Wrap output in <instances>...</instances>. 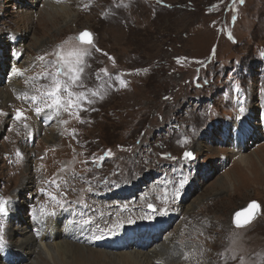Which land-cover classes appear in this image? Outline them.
Returning a JSON list of instances; mask_svg holds the SVG:
<instances>
[{"label": "rangeland", "instance_id": "rangeland-1", "mask_svg": "<svg viewBox=\"0 0 264 264\" xmlns=\"http://www.w3.org/2000/svg\"><path fill=\"white\" fill-rule=\"evenodd\" d=\"M46 1L0 0V89L11 98L0 99V201L8 210L0 215V263H20L10 233L43 208L55 212L61 230L84 227L86 242H70L97 251L151 257L172 240L188 251L166 264L201 257L205 264H264V0H54L65 14L45 13ZM85 30L92 45L75 39ZM75 47L91 55L82 61L83 86L70 88L74 106L67 93L58 109L47 108L50 100L33 102L52 87L51 77H42L55 71V53L69 57ZM12 66L22 73L16 92ZM80 92L86 97L77 102ZM36 107L45 110L42 118ZM26 176L31 184L20 191ZM252 202L258 216L237 228L234 214ZM50 218L34 217L32 229ZM152 226L161 232L151 246ZM123 232L131 244L108 250ZM139 241L145 247L135 248ZM65 259L59 264H73ZM117 259L112 264H128Z\"/></svg>", "mask_w": 264, "mask_h": 264}, {"label": "bare ground", "instance_id": "bare-ground-1", "mask_svg": "<svg viewBox=\"0 0 264 264\" xmlns=\"http://www.w3.org/2000/svg\"><path fill=\"white\" fill-rule=\"evenodd\" d=\"M53 1L54 0H47L46 1L48 3L47 4L48 7L47 6L46 7L49 8V9L46 8L45 13L48 10H50V8L52 10H56V11L66 9V7H63V6H57L56 4H54ZM62 1H64V0H62ZM65 1H68V0H65ZM65 12L66 11L64 10L63 13L65 14ZM24 17L26 18V20H28V17H26V16H24ZM63 19L65 20V18H63ZM1 61H3V58L1 59ZM0 64L2 66L1 62H0ZM13 67L14 66H12V70H11L12 78H11V82H9L10 83L9 85H10V90L13 91V92H16L19 85L17 86V84L15 83V80H16L15 76L16 75L13 73ZM6 89H0V99L3 102H5V103H10L11 98H10L9 92ZM30 116H33V115H30ZM47 121H49V119H47ZM238 123H240V122H238ZM239 128H241V127L239 126ZM248 129H250V127H248L247 130ZM240 134H241V132H240ZM52 136L53 135H47V137H45V138L49 137V139L52 138L51 140H55V138L52 137ZM49 142L50 143H54L52 141H49ZM237 142L241 143L240 136H239V138H237ZM238 146H239V144H238ZM239 147H241V146H239ZM240 149H242V148H240ZM239 154H240V151H238L235 154L236 155V157H235L236 159L235 160H237V162H240V163L243 164L246 161H244V157H242V155H239ZM31 181H32V179L29 178V177H27V179H24V181L22 182V184L19 187V190L22 191V189L24 190V188H26V187L28 188V185L31 184ZM48 182L49 181H47V183ZM219 186H221L223 189H224V187H228L227 182H225V181H223V182L219 181ZM170 199H171V196H170ZM171 202H173V205L175 207L176 213L179 212V210H178L180 208L179 205L175 201H169V204H171ZM103 206H105V203H104ZM126 206H127V204H126ZM164 207L168 208L170 206L166 205ZM16 208H17L16 206L13 207L12 211H14ZM168 209L171 211L170 208H168ZM189 210H191V209H189ZM105 212H106V210H105ZM187 212H188V210L185 211L184 213H181L182 221H184V220H186L188 218V215L186 216V214H188ZM55 215L51 216V217H53V218H50L52 221H50V220L46 221V219H43L42 222L40 221L37 224L39 226H37L35 228V231H34L32 229V226H33L32 222H33V224H36V221L34 220V217H36V213L33 212L29 217L28 216L25 217L27 220L23 219L25 221L24 222L25 224H24V226L22 228L19 227L17 229V232L14 231V230L11 231L9 240L11 242V245L12 244L13 245L10 248V250H12V252L14 253V254L13 253L12 254L14 255V257L16 259L20 258V259H18L20 263L23 262V263H27V264H49L48 262L51 261V262H53L55 264H59L60 263L59 259H61L63 257V259L66 258V259L71 260V262L73 264H97V263L98 264L99 263L100 264H112V260L111 259H114V258L115 259L118 258L117 259L118 262H125V263L127 262L128 264H130V263L131 264H142V262H140V260H142V258H143V261H145L144 262L145 264H166V261H169V260L173 259L176 256V254H178L177 257H180L181 251H185L186 250L185 254L188 251V249H186L188 247H183V248H178L177 247L176 248L175 246H173L171 244V243H173L172 240H171L170 244H167V246H165V248H164V246L162 244L161 245H157L159 240L156 239V236H154V235L158 234L159 232H161V230L155 229L154 226H152L151 229H148L150 234H149V236L146 239L147 240V244H151V246L152 245H157V248H155V250H153V252L151 253V257H148V253L145 256H143V254L141 252H137V253H134V254L133 253H128V254H125V253L113 254L112 253L111 254V253H107V252H104V251H97V250L93 249L94 247L93 248H89L88 244L86 245L88 247L87 248L84 245L80 246L77 242L76 243H71L70 239L72 237H73L74 240H78V241H81V242H84V243L86 242V239H85L86 230H85V228L84 227H80L79 228V227L73 226L69 230L70 227L66 226V228H64V230H61V228H63L61 226H65V225H63V223H61V220H59V222H58L59 218L55 221L54 220ZM129 215H131V214L128 213V215H125L124 217L128 218ZM139 215L141 216V214H139ZM116 217H117L118 221H120V219L124 220L122 217L118 216L117 212H116ZM197 222H199V221H197ZM56 223H57V225H56ZM46 224L47 225L49 224V226H51L50 230H47ZM58 224H60V225H58ZM64 224H65V221H64ZM69 224H70V222H69ZM148 225H147V227H148ZM133 230H136V229L133 228L132 230H129V231H133ZM133 233H135V232L133 231ZM170 234H172V233H170ZM170 234L166 238H168V237L170 238ZM133 236H135V235H133ZM152 236H154V237H152ZM124 237H125V235H124ZM124 237H123V234L117 235L116 239H114L111 242V245H110L108 250H110V249L111 250H114V249L118 250V249L124 247L123 245L128 247L131 244V241H128V238H124ZM50 242H53V243H50ZM116 243H119V244H116ZM145 245H146L145 242L144 243L143 242L140 243V241H139V243H137V245L135 247H138V248L141 249V248L145 247ZM101 248L103 250L104 249L106 250V248L104 246H101ZM129 248H131V247H129ZM231 252L233 253V251L229 250V253H231ZM140 254L142 255L141 256L142 258L140 257ZM135 255H137V256H135ZM138 256H139L140 260L138 259ZM14 263L15 262H12V264H14ZM20 263H18V264H20ZM189 263L190 264H205V261L201 257L200 259L194 258L193 260L189 261ZM0 264H2V262ZM186 264H188V263H186Z\"/></svg>", "mask_w": 264, "mask_h": 264}, {"label": "snow or ice", "instance_id": "snow-or-ice-1", "mask_svg": "<svg viewBox=\"0 0 264 264\" xmlns=\"http://www.w3.org/2000/svg\"><path fill=\"white\" fill-rule=\"evenodd\" d=\"M241 3H243V0H240ZM80 44H87L92 45L93 40L91 33L88 31H82L79 33L78 37H76ZM96 51H100L99 49H96ZM57 60L55 61L54 67L55 71L46 73L44 79H47L49 76L51 77L52 87L50 90H48L46 93H42L41 97H37L36 95L31 96V100L33 102H37L38 99L48 101L50 100L51 103L47 104L48 109H58L62 101V93H67L68 96V106L72 107L73 104V96L74 93L70 90L72 86L82 87L81 83V76L84 72V67L82 64V61L84 57L90 56L91 52L88 51V49H82L79 47H75L74 50L69 54V57L62 56L59 52L55 53ZM38 59L43 60V57H39ZM109 59H112L109 57ZM51 63V62H50ZM13 73L17 76L21 75V70L17 68H13ZM59 77H65L66 79L61 80ZM123 84L124 82L121 81ZM39 91V89H37ZM93 96L96 95V93L92 94ZM25 98H28V94L24 93ZM86 97V93L80 92L76 95V101L79 102L81 99H84ZM89 103H91V100H88ZM45 110L41 107L35 108V114L37 116H40ZM241 111H244L243 108H241ZM22 117V113L17 110L15 113V119L20 120ZM17 155H20L19 152H17ZM184 158L187 160H190L193 158V153L190 151H186L184 154ZM102 158V157H101ZM184 181H181L180 187L175 190L174 197L179 195L180 188L183 187ZM52 200L56 201V197H51ZM6 201H0V215L7 216L8 210L6 208ZM56 203L63 208V204L60 201H56ZM150 209H153V205H149ZM257 205L255 203H251L248 205V210L246 212H236L234 214V224L237 228H243L247 224L251 223L252 218L254 217V212L252 210L256 209ZM154 211H157L159 215H166L167 210L165 208L160 209H153ZM55 212H45L44 209H41V216L47 217V216H54ZM85 224L89 223L90 221L84 220ZM131 222V221H129ZM120 227L119 223L115 224L114 228H109L108 231H111L114 233V229ZM4 224L0 222V248H3L4 246ZM99 238V237H96Z\"/></svg>", "mask_w": 264, "mask_h": 264}, {"label": "water", "instance_id": "water-1", "mask_svg": "<svg viewBox=\"0 0 264 264\" xmlns=\"http://www.w3.org/2000/svg\"><path fill=\"white\" fill-rule=\"evenodd\" d=\"M247 210H248V209H247ZM247 210H246V211H247ZM252 211L254 212V217H255V216H256V214H257V208H256V209H254V210H252ZM254 217H253V218H254ZM253 218H252V220H253ZM252 220H251V221H252Z\"/></svg>", "mask_w": 264, "mask_h": 264}]
</instances>
